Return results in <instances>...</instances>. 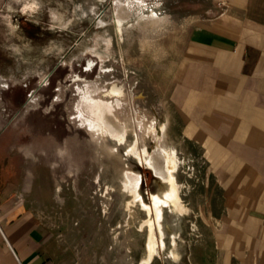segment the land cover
Returning a JSON list of instances; mask_svg holds the SVG:
<instances>
[{
  "label": "rangeland",
  "instance_id": "374dc122",
  "mask_svg": "<svg viewBox=\"0 0 264 264\" xmlns=\"http://www.w3.org/2000/svg\"><path fill=\"white\" fill-rule=\"evenodd\" d=\"M28 3L35 7L27 10ZM228 5L0 0V157L8 160L0 171L31 174L28 208L40 216L66 264H140L147 255L148 227L140 228L149 216L140 201L129 208L133 197L123 175L130 169L142 177L140 191L151 205L153 194L169 186L147 165V155L142 161L130 154L136 141L155 156L160 141L179 158L184 208L163 204L159 219L153 208L157 251L151 264H214L223 188L210 154L184 135L191 109L176 91L192 28ZM114 84L123 86L122 96L105 94ZM87 93L117 105L110 117L129 128L125 145L95 133Z\"/></svg>",
  "mask_w": 264,
  "mask_h": 264
},
{
  "label": "crops",
  "instance_id": "0c3cea01",
  "mask_svg": "<svg viewBox=\"0 0 264 264\" xmlns=\"http://www.w3.org/2000/svg\"><path fill=\"white\" fill-rule=\"evenodd\" d=\"M226 1L192 28L176 98L191 109L184 135L210 154L223 188L214 264H264V0ZM32 185L31 174L0 171V264H66L28 208Z\"/></svg>",
  "mask_w": 264,
  "mask_h": 264
},
{
  "label": "bare ground",
  "instance_id": "6f19581e",
  "mask_svg": "<svg viewBox=\"0 0 264 264\" xmlns=\"http://www.w3.org/2000/svg\"><path fill=\"white\" fill-rule=\"evenodd\" d=\"M31 2L32 1H30V3ZM34 7H35L34 4L28 3V5L26 6V9L27 10H28V8L33 9ZM26 9H25V11H26ZM11 21H12V19H11ZM118 22L120 24V31H122L124 21L121 18H119ZM122 33L120 32V34H122ZM92 66H93V64L90 63V67H92ZM105 94L106 95L122 96L124 94L123 86H120L119 84H114L111 89H109V90H107V92H105ZM85 95L86 96H84V97L86 99V102L88 103V106L90 107V109L92 111V115L88 119H89V121H91L92 125L94 126L95 133H97L98 135H102L104 137L107 136V137H109V139L116 141L117 144H120V145L124 144L125 145V143L128 141L127 139H128L129 128L127 126H125L123 129H120L111 120V117H110L111 114L114 116L116 115L117 105L114 103V101L105 100L104 98H101V97H95L94 95H91L88 93ZM120 99H122V98H120ZM118 104H119V102H118ZM85 105L87 106V104H85ZM163 128H164V126H163ZM153 129L155 130V127ZM155 132H157V131H155ZM129 152L131 155L132 154H138L141 157L142 161H144V155L143 154L147 155L145 157L147 165L151 169H153V171L155 170L157 176L160 177L161 179H163L162 181L167 183L169 186V188L166 191H164L163 195H160L158 193L153 194L154 204L151 205L145 201V199H144V197L140 191V185L142 183V177L139 174L136 176V173L132 172L130 169H126L124 172V175H123L124 176L123 182L125 185V190L129 194H131V196L133 197L128 202L129 208H131L132 205H135V203L140 201L141 205L143 206V209H145L147 211L148 216H149L148 219H145L143 221V223L141 224V228H140V230L145 231V228L148 227V231H149L148 235H147V239H146L147 255L142 259L140 264H151L153 259H154L155 253L157 251V247H156L157 238H156V234H155V220L153 219V215H152L153 208H155L157 211L158 219L160 218V216L162 214V208L161 207L163 204L164 205L171 204L177 209L184 208L183 207L184 206L183 200H182V197L180 194L179 182H178V178H177V172H178V167H179V158L177 155V150L175 148L168 147L160 141L158 142V148L156 149V156L153 154L154 152L151 153V151L148 149L147 146H145L144 150H142L140 145H138L137 141L134 145H131L129 147ZM157 156L161 157L164 160L163 164H161L158 161ZM58 189L62 191L61 185L58 187ZM128 231H129V228H128Z\"/></svg>",
  "mask_w": 264,
  "mask_h": 264
}]
</instances>
